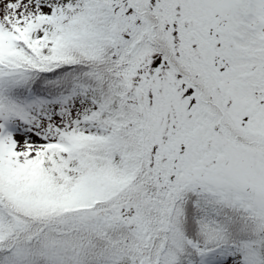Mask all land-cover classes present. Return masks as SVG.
Wrapping results in <instances>:
<instances>
[{
	"label": "snow or ice",
	"instance_id": "6c2138e0",
	"mask_svg": "<svg viewBox=\"0 0 264 264\" xmlns=\"http://www.w3.org/2000/svg\"><path fill=\"white\" fill-rule=\"evenodd\" d=\"M0 264H264V0H0Z\"/></svg>",
	"mask_w": 264,
	"mask_h": 264
}]
</instances>
